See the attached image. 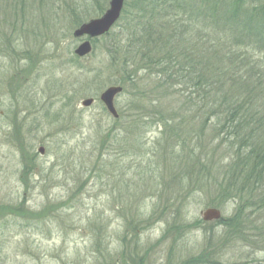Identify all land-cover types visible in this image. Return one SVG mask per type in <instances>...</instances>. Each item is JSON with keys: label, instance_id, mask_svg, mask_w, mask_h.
<instances>
[{"label": "rangeland", "instance_id": "rangeland-1", "mask_svg": "<svg viewBox=\"0 0 264 264\" xmlns=\"http://www.w3.org/2000/svg\"><path fill=\"white\" fill-rule=\"evenodd\" d=\"M231 1L180 4L201 28L210 22L203 10L219 18ZM245 1V17L264 23V0ZM109 2L0 0V264H264L263 250L221 238L226 227L216 223L239 207L210 185L230 147L214 121L193 118L189 90L175 87L167 109L162 77L139 58L129 70L113 66L109 36L86 57L75 54L74 31ZM159 11L153 0H125L114 34L142 30ZM118 85L114 119L100 96ZM157 99L171 113L159 112ZM200 165L216 167L204 177ZM208 208L222 217L204 221Z\"/></svg>", "mask_w": 264, "mask_h": 264}, {"label": "trees", "instance_id": "trees-1", "mask_svg": "<svg viewBox=\"0 0 264 264\" xmlns=\"http://www.w3.org/2000/svg\"><path fill=\"white\" fill-rule=\"evenodd\" d=\"M153 1L162 17L152 18V24H145L148 26L143 25L142 30L134 33L126 30L115 35L112 30L107 35L112 37L113 66L129 70L138 58L144 61L149 74H153L154 70L156 76L162 77L159 87L167 86L165 94H169L172 100L167 109L175 107V93H172L175 87L189 90V95L184 96L191 100L189 112L194 106L198 108V111L194 110L193 118L209 123L214 121L215 131L220 133L218 136H224L220 145L230 147L228 167L218 166V172L213 174L214 183L210 185L212 191L218 190L221 197L235 201L239 207L233 216L216 223V226L226 227L227 235L221 238L230 242L224 239L223 242L228 243L225 246L232 244L235 247L233 244L236 242L242 249L264 252V75L260 72L264 66L262 18L255 15L245 17L250 11L245 5L247 1L232 0L233 5H228L229 9L219 18L202 9L210 22L200 28V21L191 18L196 16L200 19L198 13L180 4V0ZM246 42L250 45L248 50ZM130 73L135 75L134 70ZM134 77L128 75L127 82L133 84ZM117 84L121 81L118 80ZM158 101L159 112L171 113L161 107L162 99ZM159 119L162 123H171V119L163 114ZM203 128L204 125L201 135L206 130ZM215 167L200 165V171L206 177ZM232 235L233 238L229 237ZM219 249L215 250L214 256L222 252Z\"/></svg>", "mask_w": 264, "mask_h": 264}, {"label": "water", "instance_id": "water-1", "mask_svg": "<svg viewBox=\"0 0 264 264\" xmlns=\"http://www.w3.org/2000/svg\"><path fill=\"white\" fill-rule=\"evenodd\" d=\"M125 0H111L110 7L105 12V14L98 18L93 19L83 25H81L74 32V37L77 39L88 37L89 39L99 38L107 34L115 23L119 20L123 8H124ZM92 51V44L90 40H86L75 50V54L81 58L86 57ZM123 92V88L121 86H114L108 88L105 92H103L100 96V100L106 106L107 110L113 115L115 118H119V114L116 110L114 101L117 95ZM94 103L93 98L86 99L82 102L84 107H90ZM40 152L43 154L44 149L40 148ZM222 217V214L219 209L216 208H208L203 213L204 221H213L219 220Z\"/></svg>", "mask_w": 264, "mask_h": 264}]
</instances>
